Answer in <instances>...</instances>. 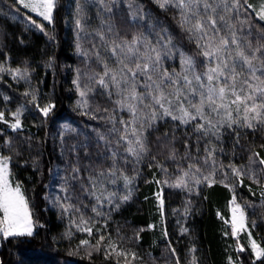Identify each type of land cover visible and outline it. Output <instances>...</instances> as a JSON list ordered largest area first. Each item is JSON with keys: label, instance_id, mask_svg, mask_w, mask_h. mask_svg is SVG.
I'll use <instances>...</instances> for the list:
<instances>
[{"label": "rangeland", "instance_id": "1", "mask_svg": "<svg viewBox=\"0 0 264 264\" xmlns=\"http://www.w3.org/2000/svg\"><path fill=\"white\" fill-rule=\"evenodd\" d=\"M111 1L113 0H107L108 3ZM116 1L119 5H123V12H125L123 14L127 17V21L126 23L121 22L119 31L113 33L107 32L111 15L106 12L109 5L104 0H54L51 23L36 12L22 7L16 0H0V18L10 25H19L22 32L28 33L32 30L36 32V36H41L47 42L49 41L54 44L59 42L56 32L60 21H63L64 31L67 37L70 38V44L72 42V52L74 51L81 55L80 50L83 49L82 52L87 53L89 52L88 47L93 46L94 49L93 51L91 49V51L95 52L101 58L98 61L103 71L101 61H107L109 64L115 63V58L112 57L111 52L108 50V46L113 39L131 41L134 36L142 34L155 42L160 38L161 34L166 33L162 30L166 26L163 24V19L168 23L172 21L177 22L176 20L180 22V10L178 8H172L173 14L166 12L165 9L159 7L155 0H149L150 3L147 0H131L134 7L140 10L139 15L144 17L143 19L137 20H133L130 14L129 0ZM260 3L261 0H257L254 7H249L250 4H246L245 0H239L238 8L234 9L231 13L237 35L242 39L246 37L252 40L253 43L261 35H264V20L257 17V10L260 7ZM229 4H231V0H229ZM77 20L80 21L81 28L77 27ZM100 33L105 35L107 43L101 41ZM179 33L188 34L182 28L179 29ZM225 33L230 35L227 29H225ZM166 34L171 38L172 43L179 51L174 53L173 58H165L162 65L163 69L169 72H180L179 52H183L185 55L194 58L197 72L206 71V68L203 66L205 64L204 57L199 54L200 50L197 48L196 42L193 39L189 38L193 41V46H189L185 50L184 46L186 45V41H182L181 36H174L177 38V41H175L171 34ZM2 35L3 32H0V69H2L0 70V113H3V119H0V128L3 130H1L0 135L7 133V131L20 132L22 130L21 127L16 129L11 127V124L15 123L14 114L18 110L21 123H24L25 116H27L26 119H34L37 115L35 110L32 112L35 107L31 108L29 106V109L26 108L30 104L29 102V104H25V100L27 99L24 96H26L27 91L23 93L18 92L21 97L15 96L14 93L18 90L16 89L15 91L14 88H12V92L8 91L6 94L2 92L3 89L10 88L11 83L16 85L15 88L19 87L20 82L32 87V80H34L32 76L35 74V72L34 74L31 73L34 68L26 60L21 61L18 67H11L9 59L5 56V51L2 48ZM77 45H79V50ZM17 70L19 71L17 72ZM32 89L34 88L32 87ZM115 99V96L111 98L112 104L111 108L109 107V113L111 112L113 120L117 122V126L115 125L117 128H114L115 134L111 135L112 142H117L123 153L136 162L137 159L125 151L127 145L119 139L124 129V125L120 123V120H129L131 117L127 111H121L119 109L113 102ZM42 104L43 101L40 102V108L38 109H41ZM81 108L84 112L88 108L93 116L97 115L99 118L97 109L96 112L93 111L94 109L92 110L90 104L88 105L87 103V107ZM60 115L61 113L55 114L54 119L58 129L54 130L53 127H50L45 133L51 140L48 148L49 153L52 154V148H56L55 153H53L54 156L51 157L50 168L45 179L44 194L46 207L49 214L52 215L55 224H57L59 229H62L63 226L66 228L64 232L62 231V235H65L64 237L74 239L75 237L84 235L83 240H87L89 243L87 245H81L83 247L85 246L86 250H89L88 252L97 248V242L103 237L102 250L106 256H113L114 259L123 260L126 264H152L151 261L143 262V258L137 253L129 255L125 249H119L118 246H115L114 239L110 238L107 234L103 235L101 233L102 235L99 236L96 230H92V234L89 235L88 232L81 230L84 227L93 229L95 225L97 226L99 224L107 230V225L112 220L117 223L118 221L116 220L122 219L123 211L125 207L130 205V200L132 201L134 192L130 191V183H125L124 175H119L117 169L121 171L124 168L126 171H130L133 168L127 157L125 159L126 162L123 159V162L120 161L117 164L115 158L105 155L106 153L101 150L102 148H96L95 145H85L84 136L82 135L83 132L75 127L76 123L74 119L69 122L67 117H60ZM166 118L172 120L171 117H164L158 120L145 133L146 139H150L149 142L153 147L151 148L153 152L158 151L154 147L156 146V141H158L159 132L164 129L163 124H166V126L170 124L168 121L165 123ZM195 123L196 121L188 123L190 127H193L192 131L194 136H191L189 132L188 138L183 139V142L187 144L190 143L188 141L193 140L194 143L189 144L190 149L192 150L193 148L192 153L190 155L186 154L185 157L176 156L172 158L173 156L171 155H177L178 152L176 150L177 146L175 145L174 148L172 145L171 158L168 156L164 160V165L159 167L160 181H158L161 190L156 193L157 206L159 207V215L161 216V232H164L163 237L171 242V250L175 252V254L172 252V264H177V261H179V264H192L193 259H195V264H207V260L205 262L206 250L204 251V242L199 235L198 220L206 215L205 210L201 207L200 198L207 188L214 185L225 187L231 194V199L228 204V214H221L218 213L220 211H216V216L223 223L222 230L228 233V237L233 242V249L236 252V260H230L229 264H243L245 262L244 260L249 261L250 259L252 263L260 261L261 259L264 260V257L260 259L255 257L250 240L251 236V239L255 240L262 247L261 240L258 242L256 237H258L257 235L262 236L264 232V165L259 163V159L263 158L261 154L263 155L264 153L256 148L258 146L261 149V143L247 147L243 142L238 141L240 138L250 137L251 135L257 136L259 134L260 137H264V127H260L256 131L247 128H235V130H232L225 127L221 130L220 137L217 139L216 136L205 135L202 132L196 131ZM62 134L63 143L61 140ZM16 137V140H19L18 143L26 145V143L22 142L23 138L26 137L25 135H16ZM11 138L12 136L8 137L6 144L11 142ZM232 140H234L233 146L236 149L232 152V157H229L228 146ZM73 145L77 146L75 151L70 150ZM0 147L2 151L4 150L3 154H0V157L8 158L6 156L9 153L7 149L10 147L7 145H0ZM167 150L168 147L165 146L163 151ZM85 151L89 152L88 154L91 152L93 154L88 156ZM99 151L103 155H98ZM209 151L211 152L210 157L208 155ZM161 154L164 155V153ZM137 164L138 162L135 163V166ZM149 164L152 166V162H149L147 163V167ZM138 166L140 167L141 164L139 163ZM142 166H145V163ZM233 167L238 169L242 175L237 176L233 174ZM74 168L78 169V171L74 172ZM110 169L112 170L111 172L115 173L114 175H109ZM135 170V174L133 175H138L141 179L137 169ZM186 172L188 173L187 176L184 175ZM100 173H104V176H100ZM127 177L130 180V177ZM179 177L184 178L186 186H174ZM205 177H208L209 180H206ZM94 178L95 189L93 183L90 182ZM146 178L148 177L146 176ZM197 180L200 182L197 183ZM210 180L214 181L211 183V186H209ZM9 181L13 187L16 185L20 186L27 201L32 219L33 235L39 226L40 214L37 209L38 206L35 203L34 197H31L30 193L26 192L27 188L24 182L20 178L15 177L10 160ZM112 181H115V183ZM93 191H95V195L92 194ZM248 191L253 193L250 195L251 197L247 194ZM109 194L112 195L109 196ZM97 196L100 197L99 200H97ZM105 197L109 198L105 199ZM124 197L128 198L124 199ZM233 198H235V204L241 206L246 217L247 230L239 231L237 236L232 235L231 226L232 208L235 206L231 203ZM161 200L163 201L162 207L160 204ZM94 208L96 211H93ZM78 209L82 212H78ZM2 216L3 214L0 213V218ZM80 216L88 223L82 224L79 218ZM90 218L91 220L88 221ZM140 228L144 227L142 226ZM185 229L186 231H184ZM23 237H27V235L5 238L0 233V249L6 240ZM113 246L116 251L125 253L127 258L125 259V256L118 257L116 252L113 251ZM241 248L243 251L239 250ZM133 254L135 255V259H133ZM162 260L163 264H170L171 262L166 254L162 256ZM262 264H264V261Z\"/></svg>", "mask_w": 264, "mask_h": 264}, {"label": "trees", "instance_id": "2", "mask_svg": "<svg viewBox=\"0 0 264 264\" xmlns=\"http://www.w3.org/2000/svg\"><path fill=\"white\" fill-rule=\"evenodd\" d=\"M104 1L111 8V11H106L111 15L107 32H109L110 25L112 28L111 33L117 32L120 29L119 25H121V22L126 23L127 21V17L123 14L125 13L123 12L124 7L119 5L117 1L115 3L113 1L110 3L107 0ZM147 1L150 3L149 0ZM255 2L257 0H247L246 4L254 7ZM172 8L169 6L164 9L166 12L172 13ZM176 21L168 23L163 19V24L166 26L162 30L171 34L175 41H177V38L174 36H181L182 41H186L184 46L186 50L187 47L193 46V41L189 39L188 34L179 33L180 22ZM20 28L19 25H10L0 18V32H3L1 44H3L2 48L5 51V56L9 59L11 67H18L21 61L24 60L31 64L34 68L31 73L34 74L35 72L34 76H32L34 80H32L31 84L34 89L20 82L19 87L15 88L16 85L11 83L10 88H5L2 92L6 94L8 91L12 92V88H14L15 91L16 89L18 90L14 93L15 96L21 97L18 92L27 91L26 96H24L27 99L25 104H30L26 108L35 107L32 112L35 110L37 115L34 119H26L27 116H25L24 123H21L20 126L22 128L20 132L7 131V133L0 135V145L10 147L7 149L9 153L6 156L10 158L13 173L16 178H20L24 182L27 188L26 192H29L31 197H34L40 219L38 222L39 226L32 236L8 239L2 244L0 264H126L123 260H116L113 256H106L102 250V243L98 246L99 250L95 248L88 252L89 250L87 251L86 247L81 245L84 235L74 239L64 237L65 235H62V231L64 232L66 228L63 226L62 229H59L57 224H55L52 215L49 214L46 207L44 196L45 179L50 168V160L56 151L54 147L52 148V154L49 153L48 148L51 140L45 133L50 127H53L54 130L58 129L54 120L55 114L61 113L60 117H67L69 122L74 119L75 127L83 132L85 145H95L96 148H102L101 150L106 153L105 155L112 158L113 151H115L117 164L128 158L118 143L112 142L111 135L115 134L114 128H117L116 120L114 121L111 112L109 113L112 100L105 90L91 79L96 73L102 72L97 54L92 52L94 47H88L87 56L82 54L83 49L80 50L81 55L74 51L72 52V42L70 44V38L67 37L64 31L63 21H60L57 27L56 33L59 39L57 44L47 42L41 36H36V32L32 30L25 33ZM77 79L80 90L86 92V96L83 98L80 96L76 84L73 83ZM84 100H87L88 105L90 104L92 110L94 109L93 111L96 112L97 109L99 118L97 115L93 116L91 114L88 109L90 107L87 108L86 112L82 110L79 105ZM42 101L43 106L54 105L47 116H44L41 110L38 109ZM166 121L170 124L169 126L163 124L164 129L159 132V139L155 143L154 149L158 151L153 152L151 150L153 147L149 142L150 139L147 138L148 150L142 153L136 162L131 157L128 158L133 169L130 168V171H126L123 168L122 172L117 169L119 175L123 174L124 177H130L129 189L134 192L130 205L125 207L123 211L122 219L116 220L118 221L117 223L112 220L107 225V230L100 224L95 225L92 229L96 230L99 236L103 233V235L107 234L110 238H113L115 246H118L119 249H125L127 254L137 253L143 258V262L151 261L152 264H163L162 256L164 254L170 258V264H172L173 258L171 242L163 237L164 232H161L160 228L161 216L159 215L160 210L157 206L156 196V193L161 190L159 186V167L164 165V160L168 156L171 158L172 145L174 148L175 145L177 146L176 150L178 152L177 155L173 154L171 156L185 157L186 154L190 155L192 153L193 148L191 150L189 144L194 143L193 140L188 141V143L190 142L189 144L183 142V139L188 138L189 132L191 136H194L193 127H190V124H181L178 120L167 118L165 123ZM1 130L3 129L0 128V132ZM15 133H17L16 135L26 136L22 140L26 145L18 143L19 140H16ZM164 133H168V136L165 137ZM11 136V142L8 141L9 143L6 144L8 137ZM165 141L167 142L165 143ZM233 141L228 146L229 157H232L231 154L236 149L233 146ZM238 141L243 142L247 147L261 143V149L258 146L256 148L264 153V137H260L259 134L257 136L243 137ZM165 146L168 147L167 151H163ZM3 151L0 147L1 155ZM85 153L88 156L93 154L92 152L88 154L89 152L86 151ZM99 153L98 155H103L100 151ZM161 153H164V155ZM261 157L264 158V154H261ZM137 162L138 164L135 166ZM149 162H152V166L149 164L147 167ZM139 163L141 164L140 167L138 166ZM144 163L145 166H142ZM135 169H137L141 179L138 175H133L135 174ZM110 171L112 170L110 169ZM221 187V185H214L207 188L200 198L201 207L205 210L206 215L198 220V228L199 235L204 242V251L206 250L205 262L207 260V264H229L230 260H236L233 242L228 237V233L223 232V223L216 216V211H220L218 213L221 214H228V204L231 199L230 192L225 187ZM247 194L250 196L253 193L248 191ZM78 212L82 211L78 209ZM79 218L81 219L82 217L80 216ZM90 220L91 218L88 221ZM142 226L144 228H140ZM257 236L258 242L261 240V245L264 247V232L262 236ZM244 261L243 264H262L264 260L261 259L253 263L251 259Z\"/></svg>", "mask_w": 264, "mask_h": 264}, {"label": "snow or ice", "instance_id": "3", "mask_svg": "<svg viewBox=\"0 0 264 264\" xmlns=\"http://www.w3.org/2000/svg\"><path fill=\"white\" fill-rule=\"evenodd\" d=\"M16 2L52 22L54 0ZM115 2L116 0H113V3ZM155 2L162 9L170 6L180 10V27L196 42L199 54L204 57L203 66L206 71L197 72L194 58L183 52H179L180 72L163 69L165 58L171 59L174 53L179 51L166 33L161 34L155 42L142 34L134 36L131 41L113 39L108 50L115 58V63L101 61L103 71L96 73L91 79L105 90L110 99L116 97L113 102L121 111L130 114L129 120H120L124 129L119 139L127 145L125 151L139 159L141 154L148 150L145 133L164 117L179 120L181 124L196 121V131L216 136L217 139L225 127L232 130L247 128L253 131L264 127V35L255 43L237 35L231 13L238 8L239 0H231V4L229 0H155ZM129 8L133 20L144 18L139 15L140 10L134 7L131 0ZM107 10L111 11V8L108 7ZM257 17L264 20V0H261ZM77 27H82L79 20ZM225 29L230 35L225 33ZM108 31H112L111 25ZM99 35L101 41L107 43L105 35L103 33ZM77 47L79 50V45ZM82 54L87 56L86 52ZM97 59H101L99 55ZM73 83L76 84L80 96L85 97L86 92L80 90L78 79ZM87 103V100H84L79 106L87 107ZM52 107L54 105H48L40 110L47 116ZM0 119H3V113H0ZM14 119L15 123L11 124V127L19 128L21 126L19 110L14 114ZM164 136L167 137L168 133H164ZM61 140L63 143V134ZM76 148L77 146L73 145L70 150L75 151ZM208 155L211 156L210 151ZM115 156L116 153L113 151V158ZM9 160L10 158L0 157V213L3 214L0 218V233L5 238L31 236L33 233L31 214L20 186L13 187L9 181ZM259 163L264 165V158L259 159ZM73 171L76 172L78 169L74 168ZM114 174L109 172V175ZM233 174L242 175L235 167ZM184 175L187 176L188 173ZM100 176H104V173H100ZM124 179L126 184L130 183L128 177ZM205 179L209 180L208 177ZM90 182L95 189V178ZM213 182L210 180L209 186ZM174 186H186L184 178L179 177ZM92 194L95 195V191ZM99 199L97 196V200ZM109 202L111 203L110 199ZM231 203L235 205L231 217L232 235L237 236L239 231L247 230L246 217L241 206L235 204V198ZM160 204L162 207V200ZM81 223L88 222L81 218ZM81 230L92 234L90 227ZM103 239L101 237L97 242V250ZM250 240L255 257L257 259L264 257V247L252 240L251 236ZM88 243L87 240L81 241L82 245ZM239 250L243 251L242 248ZM113 251L118 257L127 258L125 253L116 251L114 246ZM192 264H195V259Z\"/></svg>", "mask_w": 264, "mask_h": 264}]
</instances>
